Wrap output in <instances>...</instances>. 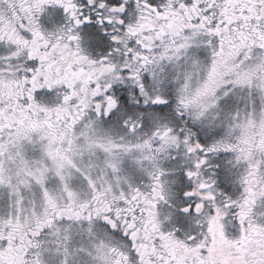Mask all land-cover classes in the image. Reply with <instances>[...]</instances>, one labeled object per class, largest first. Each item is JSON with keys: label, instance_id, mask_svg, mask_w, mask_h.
<instances>
[{"label": "snow or ice", "instance_id": "1", "mask_svg": "<svg viewBox=\"0 0 264 264\" xmlns=\"http://www.w3.org/2000/svg\"><path fill=\"white\" fill-rule=\"evenodd\" d=\"M0 264H264V0H0Z\"/></svg>", "mask_w": 264, "mask_h": 264}]
</instances>
